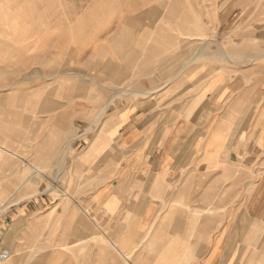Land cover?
Masks as SVG:
<instances>
[{
	"label": "crops",
	"instance_id": "0c3cea01",
	"mask_svg": "<svg viewBox=\"0 0 264 264\" xmlns=\"http://www.w3.org/2000/svg\"><path fill=\"white\" fill-rule=\"evenodd\" d=\"M7 1L2 264H264V0Z\"/></svg>",
	"mask_w": 264,
	"mask_h": 264
},
{
	"label": "rangeland",
	"instance_id": "374dc122",
	"mask_svg": "<svg viewBox=\"0 0 264 264\" xmlns=\"http://www.w3.org/2000/svg\"><path fill=\"white\" fill-rule=\"evenodd\" d=\"M28 3H17L14 1H7V2H2L0 3L1 7H6L7 10L11 9L12 11L15 9L17 10H26V8ZM2 7V8H3ZM0 35H3V33H0ZM29 196V195H28ZM16 201L15 199V194H4V195H0V214H1V218L3 216V214L9 209V207ZM0 218V219H1Z\"/></svg>",
	"mask_w": 264,
	"mask_h": 264
},
{
	"label": "built area",
	"instance_id": "2783aa9c",
	"mask_svg": "<svg viewBox=\"0 0 264 264\" xmlns=\"http://www.w3.org/2000/svg\"><path fill=\"white\" fill-rule=\"evenodd\" d=\"M0 218H1V214H0ZM9 256H10V252L8 250L1 249L0 250V264H2L4 261H6Z\"/></svg>",
	"mask_w": 264,
	"mask_h": 264
},
{
	"label": "bare ground",
	"instance_id": "6f19581e",
	"mask_svg": "<svg viewBox=\"0 0 264 264\" xmlns=\"http://www.w3.org/2000/svg\"><path fill=\"white\" fill-rule=\"evenodd\" d=\"M3 149V148H2ZM3 151V150H2ZM1 223H3V222H1ZM1 229V228H0ZM3 231V230H2Z\"/></svg>",
	"mask_w": 264,
	"mask_h": 264
}]
</instances>
